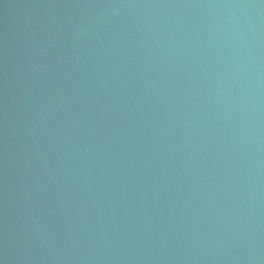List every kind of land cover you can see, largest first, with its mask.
Here are the masks:
<instances>
[{
  "label": "water",
  "instance_id": "95a60500",
  "mask_svg": "<svg viewBox=\"0 0 264 264\" xmlns=\"http://www.w3.org/2000/svg\"><path fill=\"white\" fill-rule=\"evenodd\" d=\"M0 264H264V0H0Z\"/></svg>",
  "mask_w": 264,
  "mask_h": 264
}]
</instances>
